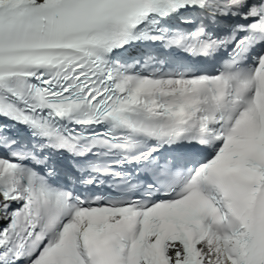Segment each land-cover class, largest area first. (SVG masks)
Listing matches in <instances>:
<instances>
[{
	"label": "snow or ice",
	"instance_id": "1",
	"mask_svg": "<svg viewBox=\"0 0 264 264\" xmlns=\"http://www.w3.org/2000/svg\"><path fill=\"white\" fill-rule=\"evenodd\" d=\"M0 264H264V0H0Z\"/></svg>",
	"mask_w": 264,
	"mask_h": 264
}]
</instances>
